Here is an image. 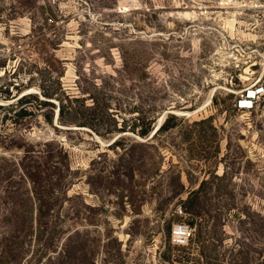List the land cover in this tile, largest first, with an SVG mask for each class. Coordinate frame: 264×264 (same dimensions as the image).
Here are the masks:
<instances>
[{
  "label": "rangeland",
  "instance_id": "obj_1",
  "mask_svg": "<svg viewBox=\"0 0 264 264\" xmlns=\"http://www.w3.org/2000/svg\"><path fill=\"white\" fill-rule=\"evenodd\" d=\"M59 79L87 126L57 97L10 118ZM261 85L264 0H0V264H264V93L239 106Z\"/></svg>",
  "mask_w": 264,
  "mask_h": 264
},
{
  "label": "trees",
  "instance_id": "obj_2",
  "mask_svg": "<svg viewBox=\"0 0 264 264\" xmlns=\"http://www.w3.org/2000/svg\"><path fill=\"white\" fill-rule=\"evenodd\" d=\"M39 89H40V91L38 94H35L33 92L23 93L20 97L15 99L10 104V105L15 104V105L19 106V109L16 110L14 112V114L10 117L11 119L14 120V122H17V121H19V120H21V119H23L29 115L35 114L36 112H38L40 110V108H41L40 106H42L43 104L54 105L52 98L57 97L58 101H59L58 102L59 107H58V113H57V120H59L63 124L77 123L79 126H87L88 125L87 122H78V121H75L72 119L69 120V118H67V114H68L69 110H75L76 109V108H74L72 103L74 101L80 99V97L74 96V94H70L67 91V89L64 87V85L60 81V79H59V86L55 90H52L47 86H44L42 83L39 84ZM33 100H35V101H33ZM94 101H96L95 98H94ZM0 106H2V105H0ZM45 117H46L48 122L53 123V117L50 114H45ZM182 122L186 123L185 117H178L174 113L168 114L166 116L165 120L163 121V123L160 125V127L157 129V131L154 133L153 137L155 135H157L159 132H168V131L173 130L174 128H177V127L180 128ZM212 123H213L212 117H207V118H202L200 120H195L189 124L190 129H191L190 131H193L195 129L197 130V127H200L199 131H202V130H205L206 128H209V129H212L213 131L216 132L217 129L215 126H213ZM129 127H130V129H132L133 132H136L140 136H148L151 133V131L153 130L151 128V125L150 126H144V124H141L140 127H138L137 124H132ZM115 129H125V126H121L120 128H115ZM120 143L121 142H119L118 140H115L112 144H110V146H114V145L117 146ZM127 147L128 146L124 147L125 151L132 148V146H130L128 148ZM217 152H218V150L215 149L214 150L215 155ZM203 157H205L206 159H209L211 156L209 154L208 156H203ZM215 177H217V175H215ZM206 182H207L206 180H203L201 182V184L199 185V187L194 188V189L189 191L188 196L186 197V199L183 202L185 205L181 204L184 211H188L192 215H197V212L192 207L196 204V202L202 196V193L205 190ZM188 223L191 226L196 225V222L194 220H192L191 222H188ZM202 256L204 257L205 262L208 263L209 256L206 253H204V255L202 254ZM4 261L6 262L5 258H4Z\"/></svg>",
  "mask_w": 264,
  "mask_h": 264
},
{
  "label": "built area",
  "instance_id": "obj_3",
  "mask_svg": "<svg viewBox=\"0 0 264 264\" xmlns=\"http://www.w3.org/2000/svg\"><path fill=\"white\" fill-rule=\"evenodd\" d=\"M262 93H264V85L248 91V95L246 92V98L241 99V101L243 102H240V108H252L256 96ZM178 211L181 214H185L181 205L178 206ZM193 232L194 229L186 221H180L176 223L172 228L171 241L176 245H186L189 243Z\"/></svg>",
  "mask_w": 264,
  "mask_h": 264
},
{
  "label": "water",
  "instance_id": "obj_4",
  "mask_svg": "<svg viewBox=\"0 0 264 264\" xmlns=\"http://www.w3.org/2000/svg\"><path fill=\"white\" fill-rule=\"evenodd\" d=\"M29 92H31V91H29ZM29 92H26V93H29ZM172 113H174V112H172ZM164 120H165V118H163V119L159 122V124L157 125L156 129H158V128L160 127V125L163 123ZM156 129L151 133L150 136H152V135L155 133Z\"/></svg>",
  "mask_w": 264,
  "mask_h": 264
}]
</instances>
